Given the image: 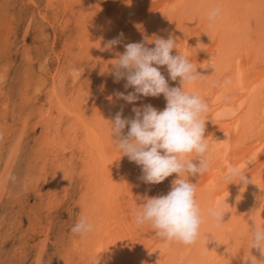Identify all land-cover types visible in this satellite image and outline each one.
<instances>
[{"label": "bare ground", "instance_id": "1", "mask_svg": "<svg viewBox=\"0 0 264 264\" xmlns=\"http://www.w3.org/2000/svg\"><path fill=\"white\" fill-rule=\"evenodd\" d=\"M43 1L48 10L39 13L43 25L32 51L44 59L38 72L31 69L35 62L27 64L20 99L11 101L2 90L9 71L6 64L0 67V203L18 199L13 221L0 217L1 238L13 236L15 246H23L34 231L48 235L56 221L57 250L49 256L56 264H250L249 258L262 264L264 256L250 242L252 229L264 227V0ZM213 9L219 12L210 21ZM169 35L176 41L172 55L190 57L204 76L185 91L209 105L210 167L188 178L196 184L204 218L193 246H164L150 225L136 224L138 207L167 195L178 176L155 185L143 182L141 166L113 146L109 122L121 109L122 118H134L133 107H166L163 95L134 104L118 99L115 93L134 89H125V79L116 81L113 64L124 45L154 48L152 40ZM118 37L120 43L105 47ZM157 67L169 87L182 86L179 78L170 79L166 66ZM33 136L28 150L24 144ZM228 164L241 167L252 183L228 185ZM44 185L48 191L40 193ZM30 189L43 197L35 205L27 201ZM217 205L227 212L219 228L207 212ZM81 217L94 227L86 236L72 232ZM35 234L31 248L39 264L47 236ZM13 260L10 264H19Z\"/></svg>", "mask_w": 264, "mask_h": 264}, {"label": "clouds", "instance_id": "2", "mask_svg": "<svg viewBox=\"0 0 264 264\" xmlns=\"http://www.w3.org/2000/svg\"><path fill=\"white\" fill-rule=\"evenodd\" d=\"M218 12V9L210 11L208 19L214 20ZM118 43L119 37L108 41L105 47L111 49ZM151 43L155 44L154 48L146 47L143 42L124 45L125 51L113 64V75L116 81L125 79V89L133 88L134 91L127 95L117 92L115 95L129 104H134L140 97L163 95L166 107L163 110H157L150 104L133 107L134 118H122L121 109L114 120L109 121L111 139L121 156L141 166V179L146 184H160L173 174L178 176L167 195L147 198L138 207L136 224L150 225L164 246L171 243L193 246L201 239L200 228L204 218L196 199V184L188 178L202 176L209 170L208 154L212 143L205 138V115L209 105L199 95L185 91V86L196 84L204 76L198 73L190 57L180 52L172 55L176 41L171 35L167 39L155 38ZM157 66H166L170 79L176 81L179 78L182 86L169 87ZM220 115L224 117L225 113ZM126 126L128 131L125 134ZM224 181L228 185L245 187L252 183L241 167L232 164L226 167ZM207 212L216 227L224 224L222 221L227 212L221 205L209 208ZM93 230L87 217H81L72 228L73 233L81 236ZM250 248L264 256V227L252 229ZM204 250L208 251L206 247ZM247 261L254 264L252 258Z\"/></svg>", "mask_w": 264, "mask_h": 264}, {"label": "rangeland", "instance_id": "3", "mask_svg": "<svg viewBox=\"0 0 264 264\" xmlns=\"http://www.w3.org/2000/svg\"><path fill=\"white\" fill-rule=\"evenodd\" d=\"M37 1L38 3L36 1H34V3H31L29 2V0H0V14H3L2 16H0V46H3V48L0 49V67L6 64L9 71L7 77L5 78L6 82L1 86L2 90L10 95L11 101L20 99L19 97L22 94L21 92L23 91L24 80H26V66L29 65L28 63L31 61L35 62V67L31 69L33 72H38L40 69L38 61L44 59L40 56L37 57V55L34 54V51H32L34 50V48H36L35 39L38 35V30L40 29L39 26H41L42 28L43 25L39 13L48 10L45 7V3L43 0ZM6 3L9 4V7L7 10H4V5ZM27 54L29 55L30 61L26 56ZM39 100L41 103L45 101L43 97ZM22 115L24 116V113H22ZM9 122L14 125V121L11 122V119L9 120ZM34 141L35 137L33 136L31 137V141H28L30 142L29 145L24 144L28 147V150L32 148V146L34 145ZM15 174H17V172H15ZM21 178L22 177H20L19 179ZM37 189H40V193H47L48 191V187L46 185H44V187H38ZM27 195V201L30 204H34L33 201L35 202L36 199L40 200V198H43L40 197L41 195L37 196L34 189H30ZM73 203L74 200L70 201V205H72ZM16 209L18 210L17 197L8 200L7 204L5 202L0 203V217H7V219L5 220L6 224L11 220L13 221V219L17 216L18 213ZM13 210L16 211V214L12 217L10 216V218L9 212ZM60 214H64V210L59 211V219ZM55 219L58 221L57 216ZM55 222L56 221L53 222L51 230L48 231V235L45 233L42 234V232L40 231H34L33 238H29V236H26L27 243L19 247L15 246L16 240L13 236L6 235L7 237L1 238L0 235V264L14 263L15 261L13 260V256L17 259L19 264H36V260L34 259V249L31 248L32 246H35L34 243H37L35 232L41 233L42 237L47 236V245L45 247L46 252L43 255L42 262L39 264H56V262L50 260L49 257L53 254L54 250H57V243L55 244V242L58 241L57 239H59L60 224ZM0 223V228L4 227L3 221Z\"/></svg>", "mask_w": 264, "mask_h": 264}]
</instances>
